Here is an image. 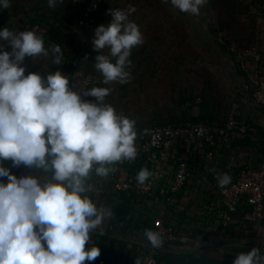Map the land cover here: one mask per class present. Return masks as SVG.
I'll return each mask as SVG.
<instances>
[{"label": "clouds", "instance_id": "1", "mask_svg": "<svg viewBox=\"0 0 264 264\" xmlns=\"http://www.w3.org/2000/svg\"><path fill=\"white\" fill-rule=\"evenodd\" d=\"M63 2V0H59ZM168 3V0H164ZM180 12L199 15L207 0H170ZM57 0H48L55 8ZM11 7L0 0V8ZM128 11L110 10L111 22L95 29L93 48L109 50L95 57V69L103 84L129 83V59L133 48L144 44L139 27L129 20ZM0 161L13 167H34L46 175L17 178L0 165V264H85L100 255L93 246L86 250L91 233L99 230L112 213L100 207L87 193L92 191V173L107 178L114 166L137 157L135 121L119 114L105 98L108 87L83 92L95 102L81 98L69 87L60 71L46 80L38 73L25 75L20 65L25 57H53L62 63L59 45L45 47L35 31L0 30ZM114 60V62H113ZM210 171L215 172V169ZM152 176L142 168L136 176L141 186ZM218 186L231 182L228 174L216 176ZM143 237L152 248L163 246L160 232L146 229ZM234 264H264L259 248L241 252Z\"/></svg>", "mask_w": 264, "mask_h": 264}, {"label": "crops", "instance_id": "2", "mask_svg": "<svg viewBox=\"0 0 264 264\" xmlns=\"http://www.w3.org/2000/svg\"><path fill=\"white\" fill-rule=\"evenodd\" d=\"M11 7L0 8V19L5 21L0 30L20 31L27 24H43L47 27L45 47L59 45L62 57L72 66L85 69L98 78L93 87L103 86V77L95 69V57L108 55L106 48L96 52L93 48L95 29L107 26L112 17L110 10L135 11L129 15L144 37V44L156 39L157 47L165 49L173 45L175 54L181 55L182 48L207 46L214 62L228 65L227 75L238 72L239 86L254 70L258 72V84L264 89V0H207L199 15L180 12L170 0H109L96 14L93 27L82 31L78 26V11L71 0H63L50 8L48 0H10ZM5 51L11 52L7 42L0 41ZM249 46L263 55L257 66L242 61L239 50ZM179 48V49H177ZM200 55H204L201 53ZM196 57V56H195ZM192 60V59H190ZM114 62V60H113ZM53 57H25L20 65L25 75L38 73L46 80L41 68L52 64ZM239 86L235 93L240 97ZM92 87V88H93ZM91 88V89H92ZM86 101L95 102L87 96ZM242 106L241 117L253 123L264 132V117L258 110L246 104ZM224 105V104H223ZM228 106H198L191 118L220 121ZM261 149L237 143L217 146L210 157L193 159L183 189L173 208L166 207L154 197L147 202L127 193H106L105 198L93 200L98 207L108 204L111 217L99 230L91 233L93 246L100 249L99 257L93 262L104 264H140L144 252L149 248L143 237L146 229L153 230V222L162 219L174 227L179 236L174 243H163L155 248L159 264H234L241 253L259 248L264 255V209L263 217L256 224L246 222L241 213L219 216L217 175L228 174L233 179L238 168L247 163H257ZM0 165L10 170L8 160ZM215 169V172L210 171ZM23 177L35 176L43 182L46 175L42 170L27 167L21 171ZM5 183V177H0Z\"/></svg>", "mask_w": 264, "mask_h": 264}, {"label": "built area", "instance_id": "3", "mask_svg": "<svg viewBox=\"0 0 264 264\" xmlns=\"http://www.w3.org/2000/svg\"><path fill=\"white\" fill-rule=\"evenodd\" d=\"M109 0H71L78 11V26L82 31H89L94 25L96 14ZM35 31L42 36L46 44L47 27L43 24L33 23L23 27L20 31ZM239 58L244 62H251L257 66L263 60V55L254 47L240 48ZM60 71L69 79V87L80 93L82 99H86L83 92L90 90L98 83V78L90 71L72 67L62 57V63L57 65L46 64L41 68L42 74H50ZM239 99L232 100L226 114L220 121H191L178 119L162 124H144L135 126L137 137L135 141L137 157L132 161H124L114 166L115 171L107 178L97 177L92 173L90 183L92 191L87 193L92 200L105 198L106 193H127L147 202L154 197L166 207L173 208L176 205L178 195L183 189L187 174L193 159L210 157L213 150L224 143L233 141L247 142L248 146L264 141V134L253 123L241 117L243 98L246 104L258 110L264 117V89L258 84V72L254 70L240 86ZM200 98L193 101H185L181 109L199 106ZM10 172L23 177L21 171L27 167H13L8 160ZM147 168L152 176L143 186L136 180L137 173ZM5 177V183H7ZM219 216H228L241 213L242 218L251 224H256L263 217L264 209V154L257 163L247 162L241 165L231 182L218 191ZM104 208L111 210L110 205L104 204ZM153 231L160 232L164 243H174L178 240L177 230L162 219L153 222ZM93 247L90 240L85 249ZM85 264H104L93 261H85ZM140 264H159L155 254V248L151 245L144 252Z\"/></svg>", "mask_w": 264, "mask_h": 264}, {"label": "rangeland", "instance_id": "4", "mask_svg": "<svg viewBox=\"0 0 264 264\" xmlns=\"http://www.w3.org/2000/svg\"><path fill=\"white\" fill-rule=\"evenodd\" d=\"M149 43L132 49V64L127 69L132 77L129 83L100 86L111 89L105 103L134 120L135 126L192 117L191 111L198 106H180L195 98L201 99L199 106H228L239 99L235 93L238 72L228 77V65L207 57L211 52L207 46L198 47L197 51L182 48L181 55H176L173 45L164 52L157 47L156 39Z\"/></svg>", "mask_w": 264, "mask_h": 264}, {"label": "trees", "instance_id": "5", "mask_svg": "<svg viewBox=\"0 0 264 264\" xmlns=\"http://www.w3.org/2000/svg\"><path fill=\"white\" fill-rule=\"evenodd\" d=\"M5 21L4 18H1L0 19V25ZM85 70V69H84ZM88 71V70H87ZM87 97V96H86ZM175 120H178V118H174V119H171L170 121H175ZM182 120H191V121H205V120H202V119H196V118H182ZM209 120H212V119H209ZM209 120H206V121H209ZM164 123V122H162ZM162 123H156V124H162ZM264 134V132H263ZM230 143H237V144H244V145H248L247 142H242V141H233V142H230ZM253 147H256V148H259L261 149V155L264 154V141L262 142H259L257 144H254Z\"/></svg>", "mask_w": 264, "mask_h": 264}]
</instances>
